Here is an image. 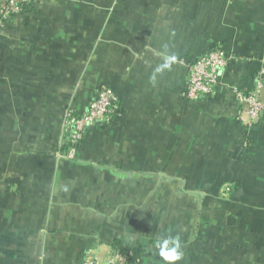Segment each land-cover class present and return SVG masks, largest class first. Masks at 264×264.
Listing matches in <instances>:
<instances>
[{
	"label": "crops",
	"instance_id": "crops-1",
	"mask_svg": "<svg viewBox=\"0 0 264 264\" xmlns=\"http://www.w3.org/2000/svg\"><path fill=\"white\" fill-rule=\"evenodd\" d=\"M32 3L0 28V264H168L167 235L176 264H264V120L244 126L234 94L264 66V0ZM165 48L177 61L154 84ZM212 48L235 61L185 97L187 59ZM103 85L118 113L61 157L67 111Z\"/></svg>",
	"mask_w": 264,
	"mask_h": 264
},
{
	"label": "built area",
	"instance_id": "built-area-1",
	"mask_svg": "<svg viewBox=\"0 0 264 264\" xmlns=\"http://www.w3.org/2000/svg\"><path fill=\"white\" fill-rule=\"evenodd\" d=\"M31 0H0V28L16 15L22 14ZM235 61L234 56L221 48H212L188 62L187 87L185 97L199 99L215 92L225 70ZM235 97L239 104V120L251 128L264 120V66L254 77L251 88H236ZM120 109L119 96L109 86H99L95 96L81 112L67 111L63 127L67 147L60 156L74 159L87 129L96 124L111 122ZM133 250H116L108 258L86 253L81 264H139Z\"/></svg>",
	"mask_w": 264,
	"mask_h": 264
},
{
	"label": "clouds",
	"instance_id": "clouds-1",
	"mask_svg": "<svg viewBox=\"0 0 264 264\" xmlns=\"http://www.w3.org/2000/svg\"><path fill=\"white\" fill-rule=\"evenodd\" d=\"M177 61L175 53H169L168 49H164L163 61L159 63L153 70L151 75L152 83H156L159 75L165 71L171 70L172 66ZM154 247L158 250L159 256L168 264H176L184 257L183 242L179 236L167 235L159 237L156 240Z\"/></svg>",
	"mask_w": 264,
	"mask_h": 264
},
{
	"label": "trees",
	"instance_id": "trees-1",
	"mask_svg": "<svg viewBox=\"0 0 264 264\" xmlns=\"http://www.w3.org/2000/svg\"><path fill=\"white\" fill-rule=\"evenodd\" d=\"M34 0H31L29 3H27L26 5H25V9H24V11L22 12V14L23 13H25V12H29L30 10H32V7H33V2ZM191 61V60H190ZM188 59H187V62H190ZM110 87V86H109ZM119 96V95H118ZM119 103H120V100H119ZM120 107H121V103H120ZM110 123V122H109ZM106 124H108V123H105V124H96V125H106ZM91 127V126H90ZM89 127V128H90ZM88 128V129H89ZM88 129H87V131H86V133H85V135H84V137H83V139H82V141L80 142V145H79V149H78V152L81 150V147H82V145L84 144V142H85V139H86V136H87V132H88ZM67 139V137L65 136L64 137V139H63V141L64 140H66ZM67 147V142H62V144H61V151H63L65 148ZM78 152H77V154H76V157H77V155H78ZM75 157V158H76ZM74 158V159H75Z\"/></svg>",
	"mask_w": 264,
	"mask_h": 264
},
{
	"label": "rangeland",
	"instance_id": "rangeland-1",
	"mask_svg": "<svg viewBox=\"0 0 264 264\" xmlns=\"http://www.w3.org/2000/svg\"><path fill=\"white\" fill-rule=\"evenodd\" d=\"M1 168H2V166H1ZM3 170H4V172H6L7 170H6V168H3Z\"/></svg>",
	"mask_w": 264,
	"mask_h": 264
}]
</instances>
